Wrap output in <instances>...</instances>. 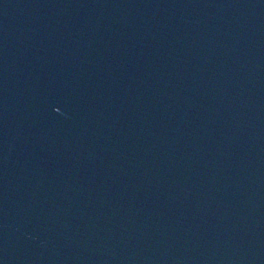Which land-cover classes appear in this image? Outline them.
I'll use <instances>...</instances> for the list:
<instances>
[{
  "label": "water",
  "instance_id": "95a60500",
  "mask_svg": "<svg viewBox=\"0 0 264 264\" xmlns=\"http://www.w3.org/2000/svg\"><path fill=\"white\" fill-rule=\"evenodd\" d=\"M0 264H264V0H0Z\"/></svg>",
  "mask_w": 264,
  "mask_h": 264
}]
</instances>
